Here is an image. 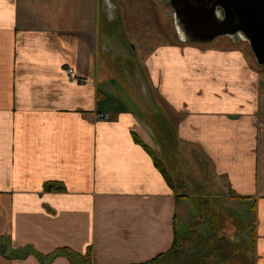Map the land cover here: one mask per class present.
Instances as JSON below:
<instances>
[{
  "label": "crops",
  "instance_id": "obj_1",
  "mask_svg": "<svg viewBox=\"0 0 264 264\" xmlns=\"http://www.w3.org/2000/svg\"><path fill=\"white\" fill-rule=\"evenodd\" d=\"M98 5L0 0V264H78L65 248L90 264H140L174 246L170 264H185L201 240L190 233H210L212 222L200 221L212 212L206 196L230 231L251 233L247 264H264L257 69L241 49L217 47L224 37L163 41L136 70L141 91L116 89L134 81L119 84L100 64L109 44ZM170 139L195 155L215 191L186 192ZM234 213L252 214L251 226Z\"/></svg>",
  "mask_w": 264,
  "mask_h": 264
},
{
  "label": "rangeland",
  "instance_id": "obj_2",
  "mask_svg": "<svg viewBox=\"0 0 264 264\" xmlns=\"http://www.w3.org/2000/svg\"><path fill=\"white\" fill-rule=\"evenodd\" d=\"M98 0V29L101 32V36L104 33L106 35L111 33L114 38L124 37L129 44H127L128 50L136 49L137 52L130 54L124 52L122 49L113 48L106 45L108 48L107 52L100 50L99 61L101 66L105 65L107 68L112 69L115 80L119 84L124 82L134 81L132 85H117L116 89H126L130 87L132 90L141 91V85H134L136 83H141L140 79L137 77L136 70L139 71L144 67V58L150 54L152 47L158 46L163 41H176L175 37L170 35V27L174 22L172 15L169 14L168 9L161 6L160 3L154 0ZM116 5H114V3ZM117 18V19H116ZM220 45V46H219ZM222 48H232L236 47L241 49L244 57L250 61L258 74L260 75L259 85L264 89V66H260L254 58L253 51L249 44L245 41H233L229 37H224L220 39V44L216 45ZM141 49L144 53H141ZM129 67L131 70L125 73V68ZM132 78V79H131ZM122 80V81H121ZM143 102L146 104L147 97L144 92L140 94ZM146 107H149L146 105ZM170 148L175 156L178 165V172L184 177L186 182L185 190L190 193H209L215 191L212 183L208 186H204V181L209 182L210 177L207 172L201 168V165L196 160L195 155H192V160L184 156L180 149H183L181 144L173 139H170ZM186 165H191L189 169ZM191 172V174H190ZM177 181V180H176ZM211 199L212 201L210 202ZM204 211L212 210L210 217L208 219H200L203 221L212 222L208 227L205 226V230L209 229L210 233L207 235H202L201 228L197 231L198 234L190 233V238H196V235L201 237L198 245L192 244L194 246L189 250L190 256L186 258L185 264H247L246 262V247L244 241V233L239 234L236 229L230 226L232 221H230L219 209V205L216 201H213L212 197L206 196L201 200ZM218 206V207H217ZM251 213V210H250ZM236 220L239 223H244L246 221V226H251L252 214H247V218H239L236 213H234ZM243 214V213H241ZM212 228V229H211ZM198 229V228H197ZM234 229V230H233ZM236 234V235H234ZM210 235V236H209ZM240 236V237H239ZM251 233L245 238L247 244L250 241ZM196 245V246H195ZM250 246V243L248 244ZM185 248V247H184ZM184 250V249H183ZM185 251V250H184ZM188 251V250H187ZM169 260V258L167 259ZM168 264L172 262V257ZM174 262V259H173Z\"/></svg>",
  "mask_w": 264,
  "mask_h": 264
},
{
  "label": "water",
  "instance_id": "obj_3",
  "mask_svg": "<svg viewBox=\"0 0 264 264\" xmlns=\"http://www.w3.org/2000/svg\"><path fill=\"white\" fill-rule=\"evenodd\" d=\"M223 1H225L223 18L219 17L216 6H192L186 10L184 16L177 14L178 19L181 18L188 30L195 35L188 41L211 43L220 36H229L233 41H240L243 38L248 41L255 61L259 65H264V0ZM236 15L239 22L235 25Z\"/></svg>",
  "mask_w": 264,
  "mask_h": 264
},
{
  "label": "flooded vegetation",
  "instance_id": "obj_4",
  "mask_svg": "<svg viewBox=\"0 0 264 264\" xmlns=\"http://www.w3.org/2000/svg\"><path fill=\"white\" fill-rule=\"evenodd\" d=\"M158 3H160L161 6L165 7L168 9V12L170 15H172L174 22L170 27V35L172 37L177 38L178 40H189L191 38H193L195 35L191 30H188L186 23H184V21L181 20V18L178 19L177 14L179 13L180 16H184L186 14V10L188 8H191L192 6L194 7H200V6H207V7H213L216 6L217 8V12L219 14L220 18L224 17V13H225V1L223 0H154ZM109 2H111L109 0ZM114 3V2H113ZM114 5H116L114 3ZM117 19V18H116ZM239 22V18L238 15H236V17L234 18V24L236 25ZM233 24V28L232 31H235V25ZM238 34L241 35V32L238 31ZM108 38H106L110 48H117V49H122L124 52L130 53V54H134L135 52H132L134 50H132L130 48V50H128L127 48V44L130 45V43H128V41L122 37L121 38H114L111 36V33L107 35ZM220 37H229V36H220ZM219 37H217L216 39H218ZM231 38V37H229ZM216 39H214L213 41H215ZM233 40V38H231ZM212 41V42H213ZM240 41H245L248 43V41L246 39L241 38ZM131 46V45H130Z\"/></svg>",
  "mask_w": 264,
  "mask_h": 264
},
{
  "label": "trees",
  "instance_id": "obj_5",
  "mask_svg": "<svg viewBox=\"0 0 264 264\" xmlns=\"http://www.w3.org/2000/svg\"><path fill=\"white\" fill-rule=\"evenodd\" d=\"M262 66H264V65H262ZM147 148L152 153L156 165L158 167H160V169L162 170V172L165 173L166 176H167V173L165 172V169H164L161 161L155 155V152H153L152 149H150L149 147H147ZM51 186H52V184H49L47 187L49 188ZM0 247H2V250H3L5 248V243H0ZM176 250H178V249L176 248V246H174L170 251H166V252L160 253L156 257H154L153 259H151L149 261H146L144 263H140V264H168L166 261H168L167 259L169 258V255L172 254L170 252L171 251H176ZM62 251L67 252L68 254L69 253L72 254L74 256V260H76L78 262V264L80 262H81L80 264H90V258L88 256H83V255H80V254H77V253H73L72 251H70V250H68L66 248L63 249ZM58 252H60V251H58ZM56 254L57 253H53V254H51V256H55ZM201 264H207V263H204L203 262Z\"/></svg>",
  "mask_w": 264,
  "mask_h": 264
},
{
  "label": "built area",
  "instance_id": "obj_6",
  "mask_svg": "<svg viewBox=\"0 0 264 264\" xmlns=\"http://www.w3.org/2000/svg\"><path fill=\"white\" fill-rule=\"evenodd\" d=\"M72 72H73V69L69 68L68 73H72ZM97 116L101 119L109 120L111 118V113L108 111H105V112L104 111H98Z\"/></svg>",
  "mask_w": 264,
  "mask_h": 264
}]
</instances>
